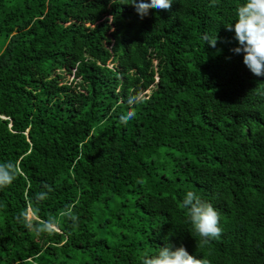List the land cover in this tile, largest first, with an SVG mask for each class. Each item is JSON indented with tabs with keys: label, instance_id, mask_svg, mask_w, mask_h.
I'll return each instance as SVG.
<instances>
[{
	"label": "trees",
	"instance_id": "1",
	"mask_svg": "<svg viewBox=\"0 0 264 264\" xmlns=\"http://www.w3.org/2000/svg\"><path fill=\"white\" fill-rule=\"evenodd\" d=\"M126 2L0 0V163L19 169L0 187V264H141L166 238L207 264H264V76L227 28L242 0L143 18ZM189 190L220 215L207 244Z\"/></svg>",
	"mask_w": 264,
	"mask_h": 264
},
{
	"label": "clouds",
	"instance_id": "2",
	"mask_svg": "<svg viewBox=\"0 0 264 264\" xmlns=\"http://www.w3.org/2000/svg\"><path fill=\"white\" fill-rule=\"evenodd\" d=\"M174 0H127L125 4L133 5L137 14L143 18L149 15L150 10L171 9ZM235 23L227 25L233 31L238 46L231 49L234 54H243V62L250 72L256 76H264V0H242L236 9ZM213 47L217 43L210 42ZM130 104L141 102L138 95L128 98ZM136 113L128 111L121 115L120 120L126 123L134 118ZM16 164L9 162L0 163V187L11 185L18 175ZM46 194L41 193L37 200L43 199ZM181 207L186 210L187 222L191 229L207 244L220 236V215L212 203L203 200L194 191H186L181 199ZM35 209L29 208L22 213L24 222L28 227H33L32 220ZM54 220H49L36 230L50 231ZM141 264H207L206 261L197 259L190 254L184 245L176 246L166 238V244L159 248L154 255H145Z\"/></svg>",
	"mask_w": 264,
	"mask_h": 264
},
{
	"label": "rangeland",
	"instance_id": "3",
	"mask_svg": "<svg viewBox=\"0 0 264 264\" xmlns=\"http://www.w3.org/2000/svg\"><path fill=\"white\" fill-rule=\"evenodd\" d=\"M5 42H6V38H5V36H4L3 34H0V52L3 50V46H4ZM155 64H156V63H155ZM73 79H74L73 76H68V75H67V76H66V79H65V82H71ZM145 93L150 94L151 91L149 90V91H147V92H145Z\"/></svg>",
	"mask_w": 264,
	"mask_h": 264
}]
</instances>
